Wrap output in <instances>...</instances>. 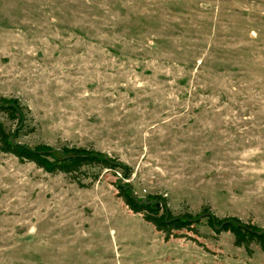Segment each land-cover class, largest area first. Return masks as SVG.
<instances>
[{
	"label": "rangeland",
	"instance_id": "374dc122",
	"mask_svg": "<svg viewBox=\"0 0 264 264\" xmlns=\"http://www.w3.org/2000/svg\"><path fill=\"white\" fill-rule=\"evenodd\" d=\"M0 97L21 142L128 168L0 152V264H264L206 219L166 237L116 187L264 228V0H0Z\"/></svg>",
	"mask_w": 264,
	"mask_h": 264
},
{
	"label": "trees",
	"instance_id": "16d2710c",
	"mask_svg": "<svg viewBox=\"0 0 264 264\" xmlns=\"http://www.w3.org/2000/svg\"><path fill=\"white\" fill-rule=\"evenodd\" d=\"M28 108L16 99L0 97V114L11 121H16L14 128H8L0 121V152L11 154L22 161L33 162L38 167L49 173L61 172L75 174L84 166H100L111 168L120 166L127 170V166L117 164L111 157L94 149L76 146H62L58 149L45 144L28 145L19 140L20 130L27 121ZM124 173V172H123ZM124 178L131 174L126 172ZM120 191L119 196L124 203L134 212L142 213L146 221L163 232L166 237L177 235L183 230L199 234V223L207 220V226L213 233L219 235L230 233L233 243L249 251L252 244L264 249V228L255 224L244 222L235 216L218 217L207 210L199 215L190 213L173 214L167 207L164 198L158 201H140L132 193L127 184H116Z\"/></svg>",
	"mask_w": 264,
	"mask_h": 264
}]
</instances>
